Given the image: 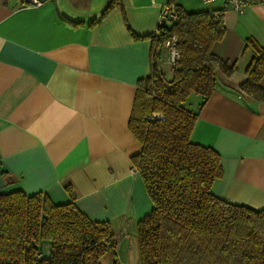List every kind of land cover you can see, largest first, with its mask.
I'll use <instances>...</instances> for the list:
<instances>
[{
  "label": "crops",
  "instance_id": "1",
  "mask_svg": "<svg viewBox=\"0 0 264 264\" xmlns=\"http://www.w3.org/2000/svg\"><path fill=\"white\" fill-rule=\"evenodd\" d=\"M111 1L0 0V192L42 191L64 203L70 189L90 220L113 225L115 253L105 252L101 264H137L136 222L152 202L131 171L140 145L127 123L165 0ZM175 2L220 13L226 31L212 52L234 66L217 71L191 132L219 153L223 175L211 191L264 209V103L238 89L250 60L245 38L264 45V1L241 13L222 0ZM156 61L169 77L164 57Z\"/></svg>",
  "mask_w": 264,
  "mask_h": 264
},
{
  "label": "trees",
  "instance_id": "2",
  "mask_svg": "<svg viewBox=\"0 0 264 264\" xmlns=\"http://www.w3.org/2000/svg\"><path fill=\"white\" fill-rule=\"evenodd\" d=\"M168 1L177 19L157 25L158 37L151 34L149 71L135 82L127 123L140 145L130 160L152 202L136 222L137 264H264V209L215 195L211 185L223 175L219 153L191 139L217 71L234 69L212 52L225 24L211 10L189 11ZM170 35L177 37L179 59L167 77L156 59ZM245 49L250 60L239 92L264 103V45L246 37ZM67 191L71 199L64 203L42 191L0 192V264H101L105 252L115 253L112 223L90 220Z\"/></svg>",
  "mask_w": 264,
  "mask_h": 264
},
{
  "label": "built area",
  "instance_id": "3",
  "mask_svg": "<svg viewBox=\"0 0 264 264\" xmlns=\"http://www.w3.org/2000/svg\"><path fill=\"white\" fill-rule=\"evenodd\" d=\"M205 4H209L218 0H201ZM229 6L230 9L237 13L243 12L251 0H222ZM264 1V0H259ZM211 15L218 17L220 13L211 10ZM177 19V9L175 3L169 2L168 0L163 1L160 4L159 15L157 20V25L163 23H168L169 21ZM157 27V26H156ZM155 36L158 37L159 31L156 28L153 32ZM177 37L175 35H170L161 40V54L167 62V65L172 66L177 59H179V52L176 48ZM157 62V61H156ZM131 171L136 173V169L132 166ZM40 255H37L39 257Z\"/></svg>",
  "mask_w": 264,
  "mask_h": 264
},
{
  "label": "water",
  "instance_id": "4",
  "mask_svg": "<svg viewBox=\"0 0 264 264\" xmlns=\"http://www.w3.org/2000/svg\"><path fill=\"white\" fill-rule=\"evenodd\" d=\"M44 216V213H42V217Z\"/></svg>",
  "mask_w": 264,
  "mask_h": 264
},
{
  "label": "rangeland",
  "instance_id": "5",
  "mask_svg": "<svg viewBox=\"0 0 264 264\" xmlns=\"http://www.w3.org/2000/svg\"><path fill=\"white\" fill-rule=\"evenodd\" d=\"M196 97H198V95Z\"/></svg>",
  "mask_w": 264,
  "mask_h": 264
}]
</instances>
